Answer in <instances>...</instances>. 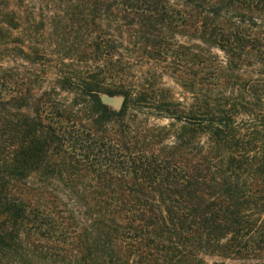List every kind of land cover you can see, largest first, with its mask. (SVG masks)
Returning a JSON list of instances; mask_svg holds the SVG:
<instances>
[{"label":"trees","instance_id":"16d2710c","mask_svg":"<svg viewBox=\"0 0 264 264\" xmlns=\"http://www.w3.org/2000/svg\"><path fill=\"white\" fill-rule=\"evenodd\" d=\"M0 264H264V0H0Z\"/></svg>","mask_w":264,"mask_h":264},{"label":"water","instance_id":"95a60500","mask_svg":"<svg viewBox=\"0 0 264 264\" xmlns=\"http://www.w3.org/2000/svg\"><path fill=\"white\" fill-rule=\"evenodd\" d=\"M104 103L113 106L116 109H119L122 107L124 98L123 97H109V96H104L103 97Z\"/></svg>","mask_w":264,"mask_h":264}]
</instances>
